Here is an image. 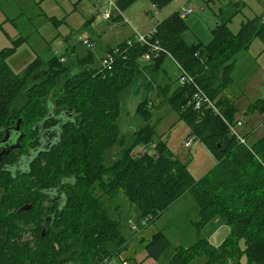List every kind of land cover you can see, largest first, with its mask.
I'll use <instances>...</instances> for the list:
<instances>
[{
  "label": "trees",
  "instance_id": "16d2710c",
  "mask_svg": "<svg viewBox=\"0 0 264 264\" xmlns=\"http://www.w3.org/2000/svg\"><path fill=\"white\" fill-rule=\"evenodd\" d=\"M233 7L231 4L221 11L208 44L186 41L188 24L179 11L156 25L162 45L196 76L220 111L195 109L193 87L180 85L178 74L175 78L168 74V81L157 85L179 118L189 124L191 135L201 139L217 159V164L199 179L165 143L158 144V151L134 155L137 144L149 142L155 135L150 126L139 131L135 143L127 140L123 151L106 164L108 151L122 138V92L139 78L146 82L159 80L157 74L167 71L163 67L168 58L165 54L142 61L146 47L135 43L116 56L112 70L106 73L88 68L87 61L82 60L81 69L73 71L56 56L48 64L33 61L23 75H18L6 62L15 48L0 51V142L6 129L19 119L24 133L22 146L0 160V264H96L120 252L126 241L119 220L107 208V199L113 200L120 189L136 204L140 218L149 217L140 232L189 192L196 201L195 224L199 229L216 216L228 226L221 244L199 238L191 246H174L166 264H192L200 255L206 256V264H238L243 255L248 264H264V134L253 144L241 143L225 121H236L235 103L221 96L224 87L233 81L230 73L236 56L250 47L253 37L264 42V22L258 17L248 19L234 33L229 23L239 8ZM40 69H44L42 79L30 83ZM51 89L59 90L53 102L46 98ZM22 95L25 104L13 114L12 107ZM148 103H140L137 113L148 116ZM255 105L264 111V97ZM52 110L72 112L75 121L62 124L57 143L37 155L41 150V128L49 130L58 124L47 119ZM244 136L248 139L251 132ZM29 153L37 158L25 167ZM67 178L71 182L59 186ZM57 187L65 196L64 204L52 214L42 207L39 210L46 191ZM29 205V209H22ZM115 208L118 212L119 207ZM48 216L52 219L44 231ZM31 225L36 227L33 244ZM170 245L169 237L160 230L147 242L146 249L159 259Z\"/></svg>",
  "mask_w": 264,
  "mask_h": 264
},
{
  "label": "rangeland",
  "instance_id": "374dc122",
  "mask_svg": "<svg viewBox=\"0 0 264 264\" xmlns=\"http://www.w3.org/2000/svg\"><path fill=\"white\" fill-rule=\"evenodd\" d=\"M76 1L0 0V51L15 48L6 57V62L16 74L23 75L29 64L36 60L48 64L56 57V53L66 58L65 63L70 65L73 71L81 69L80 60L87 61L85 66L88 68L100 69L102 60L108 54V48L118 47L120 43L129 41L135 36V30L145 33L135 26L129 15H127L129 23L125 18L122 21H117L116 18L107 20L104 12L108 9V3L104 0H82L75 4ZM113 1L116 3V0ZM236 1L241 3L235 4ZM140 2L150 4L148 7L145 6L146 4H137L132 8L139 23L143 25L150 18L152 25L157 19H161L156 15V3L147 0ZM185 2L186 5L195 7V11L185 17L188 27L184 37L190 43L201 41L208 44L213 38L212 29L220 22L221 11L228 9L231 4L233 8H239L229 23L234 33H238L243 22L248 19L258 17L264 22V0H190L189 2L185 0ZM149 9H152V13L147 12ZM79 37L92 40L94 46L84 44ZM163 67L168 73L166 71L157 74L159 80L151 79L152 82H146L139 78L133 86L122 92L123 107L119 122L122 138L117 146L108 151L106 164H111V157L123 151L127 140L130 141L129 144L135 143L139 131L143 127L150 126L155 135L152 139H148L149 142L137 144L133 151L134 155L137 156L149 148L150 152H154L159 143H165L174 157L186 163L190 172L199 179L217 164V159L201 139L191 135L189 124L179 118L178 113L167 101V97L159 92L160 87L157 85L168 81V74L171 73L174 78L178 74L176 64L171 58H167ZM43 70L40 69L30 83L42 79ZM230 75L233 81L224 87L221 96L228 97L235 103V117L243 121V126L238 129L243 134L251 132L248 141L249 144H253L264 134V111H259L255 105L264 97V42L261 38L253 37L250 47L236 56V64ZM58 97L59 90L51 89L46 98L53 102ZM25 101V96L18 97L12 107L13 114L18 112ZM145 101H149L148 116L137 113L138 105ZM189 138L194 140L190 147L185 145ZM96 193L101 195V190H97ZM116 206L119 207L118 212L115 210ZM41 207L48 211L49 205L46 200H41L39 210ZM107 208L111 215L119 220V228L125 241L138 236L129 223L130 218H137V206L129 201L123 189L118 191L113 200L107 199ZM197 219L196 201L189 192L177 199L155 221L158 230H163L171 241L159 264H166L169 261L173 248L178 243L191 246L199 238L208 239L214 245L224 241L228 228L221 216L214 217L200 229L195 224ZM35 228L34 225L30 226L31 244L35 241L33 235ZM241 246L242 248L244 246L243 240ZM141 250H145L144 246ZM116 256L115 253L112 255L114 258ZM206 260V256L200 255L192 264H206ZM231 264L236 263L231 262ZM238 264H248L247 257L243 255Z\"/></svg>",
  "mask_w": 264,
  "mask_h": 264
},
{
  "label": "built area",
  "instance_id": "2783aa9c",
  "mask_svg": "<svg viewBox=\"0 0 264 264\" xmlns=\"http://www.w3.org/2000/svg\"><path fill=\"white\" fill-rule=\"evenodd\" d=\"M106 3H108V9L104 12V17L107 20L118 18L120 16V12L118 10V7L113 0H104ZM190 0H188L189 2ZM182 17H186L189 14L193 13L195 11V7L193 5H183L178 10ZM121 17V16H120ZM129 22L128 20H126ZM158 28L155 25L153 28L149 29L145 33H141L137 30H135V36L126 42L124 46H118L114 47L112 51H109L107 56L102 60V67L100 68V71L103 73H106L109 70H112L113 63L115 61L116 56L119 53H124L125 50L128 47L133 46L135 43H139L141 45H144L146 47L144 53L141 56V60L143 61H150L155 57L162 56V54H165L168 58H171L172 61L176 64V67L178 69V83L180 85H191L193 87V93H192V104L194 105L195 109L199 108H211L216 113H220L218 106L215 103V100H213L210 95L205 91V89L201 86V84L198 82L196 76L192 74L190 71H188L182 64H180L176 58L172 55V53L162 45L160 39L157 37ZM80 41L83 42L86 45L94 46V42L90 39H84L82 37H79ZM56 55H58L56 53ZM59 59L61 61H65V57L59 56ZM231 134L237 137V139L245 144L249 145L248 139L244 136L243 133L240 132L238 129L239 127L243 126V121L241 119L236 118L235 122H230L228 120H225ZM193 141V138H189L188 141L185 142L186 146H189ZM147 151V150H145ZM149 222V217L147 218H140V219H129V223L131 225V228L135 232H140L142 227L146 225ZM117 259L121 261L122 264H129L126 259L120 254L117 258H114L112 256H107L103 258V260H100L96 264H116Z\"/></svg>",
  "mask_w": 264,
  "mask_h": 264
},
{
  "label": "crops",
  "instance_id": "0c3cea01",
  "mask_svg": "<svg viewBox=\"0 0 264 264\" xmlns=\"http://www.w3.org/2000/svg\"><path fill=\"white\" fill-rule=\"evenodd\" d=\"M80 1H82V0H77L75 2V4H78ZM140 1L141 0H116V5L118 7V10L120 12L119 14L121 16L119 18H116V20L122 21L123 18H125L127 20L128 19L127 15H129L130 18L136 24L135 26L138 29L146 32L149 29H151L153 26L157 25L160 21H162L164 18H166L170 14L178 11L181 6L186 4L185 0H147V1H152V2L157 4L156 15H157V18L160 17L161 19H157V21L154 24L150 25V23L152 22V19L149 18L142 25L141 23H139L138 19L135 18V15L133 13L132 8L137 4H141V5L146 4L145 6L148 7L150 3H144V2H140ZM239 3H241V2H239ZM222 11H224V10H222ZM147 12L152 13V9H149V11H147ZM246 133H248V132H246ZM191 144L188 147H190ZM149 150H150V148H149ZM139 218L140 217L138 216V213H137L136 219H139ZM226 228H228V226ZM158 231H159L158 227L155 225V223L150 224L142 232H138L137 237H135L134 239H132L130 241H126L125 247L120 252L116 253L117 256L115 258H117L121 254L124 257V259H126L128 261L129 264H159V261L161 258H163V255L159 259H155L154 257L149 255V253L146 249L147 242H149L152 239L153 235ZM228 232H229V228H228ZM228 232H227V234H228ZM227 234H226V236H227ZM180 244L184 245L183 243H178L177 245H180ZM177 245H175V246H177ZM142 246H144V248H145L144 251L141 250ZM116 264H122V263L119 259H117Z\"/></svg>",
  "mask_w": 264,
  "mask_h": 264
},
{
  "label": "flooded vegetation",
  "instance_id": "af4514ba",
  "mask_svg": "<svg viewBox=\"0 0 264 264\" xmlns=\"http://www.w3.org/2000/svg\"><path fill=\"white\" fill-rule=\"evenodd\" d=\"M74 115H75L74 113L68 112V111H56V110L49 111L47 119H49L51 121H56V122H58V124L55 126V128L49 129V130H47V129L44 130L43 127L41 126L42 127L41 133H40L41 136L39 135V137H38V138H41L40 142H39V148H41L40 151L49 149L57 143V140L60 136L61 125L66 123V122H69V123L72 122L73 123L75 121ZM45 121H44V123H45ZM22 139H23V137H22ZM33 143H34V140H33ZM2 148L3 147H0V153L2 151ZM17 148H19V147H17ZM39 152L37 153V155L39 154ZM7 154H4L2 157L0 156V160H3L4 156ZM27 157H28V160H27V164L25 165V167L28 166L29 161L31 159H33L34 157L37 158V156L33 155L32 153H29L27 155ZM29 171L30 170L28 169L26 172L28 173ZM70 182H71V179L67 178V179L63 180V182L59 186H62V188H63L66 184H69ZM55 190H58V187L55 189L47 190L45 196L43 197V199L46 200L48 205H49V208L47 211L49 214H52L53 210H55L57 207H60L61 205L64 204L65 196L63 195L62 191H60V190L55 191ZM47 198L49 199V201L47 200ZM50 218H51V216H48L45 219L44 227L47 226L48 221L51 220ZM44 227H43V229H44Z\"/></svg>",
  "mask_w": 264,
  "mask_h": 264
},
{
  "label": "water",
  "instance_id": "95a60500",
  "mask_svg": "<svg viewBox=\"0 0 264 264\" xmlns=\"http://www.w3.org/2000/svg\"><path fill=\"white\" fill-rule=\"evenodd\" d=\"M20 122L21 121L19 119L18 122H17V124L14 125V126H12L11 129H6L5 136H4V138L0 142V144H1L0 147H3L2 148V151L0 153V156L1 157L4 154L9 153L12 149L17 148V147H21V139H22L24 133L22 132ZM58 190H55V191H58ZM30 207H31V205L24 206L22 209L26 210V209H29ZM50 219H52V217ZM50 222H51V220L48 221L47 226L49 225ZM46 227H44V229H43L44 231L47 229Z\"/></svg>",
  "mask_w": 264,
  "mask_h": 264
},
{
  "label": "bare ground",
  "instance_id": "6f19581e",
  "mask_svg": "<svg viewBox=\"0 0 264 264\" xmlns=\"http://www.w3.org/2000/svg\"><path fill=\"white\" fill-rule=\"evenodd\" d=\"M57 57H59L58 55H56Z\"/></svg>",
  "mask_w": 264,
  "mask_h": 264
}]
</instances>
